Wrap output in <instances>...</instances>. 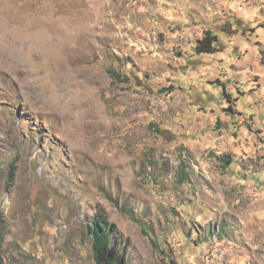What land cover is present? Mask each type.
Returning <instances> with one entry per match:
<instances>
[{
    "label": "rangeland",
    "instance_id": "rangeland-1",
    "mask_svg": "<svg viewBox=\"0 0 264 264\" xmlns=\"http://www.w3.org/2000/svg\"><path fill=\"white\" fill-rule=\"evenodd\" d=\"M97 215L127 264H264V0H0V264H96Z\"/></svg>",
    "mask_w": 264,
    "mask_h": 264
},
{
    "label": "trees",
    "instance_id": "trees-1",
    "mask_svg": "<svg viewBox=\"0 0 264 264\" xmlns=\"http://www.w3.org/2000/svg\"><path fill=\"white\" fill-rule=\"evenodd\" d=\"M219 39L217 35L206 32L202 39L196 42L194 53L197 55H212L218 51ZM226 95L225 91H222ZM229 106L230 100L227 99ZM228 112L236 115L238 113L230 108ZM219 123V121H217ZM229 165V162H225ZM184 174H179L178 178L183 179ZM89 234L93 239V257L96 264H127L126 252L120 240L116 237L117 231L114 224H110L105 218L95 216L88 227Z\"/></svg>",
    "mask_w": 264,
    "mask_h": 264
},
{
    "label": "crops",
    "instance_id": "crops-1",
    "mask_svg": "<svg viewBox=\"0 0 264 264\" xmlns=\"http://www.w3.org/2000/svg\"><path fill=\"white\" fill-rule=\"evenodd\" d=\"M250 103H249V105H253V104H255L254 102H252V98H250ZM255 106H257V105H255ZM257 108H255V109H252L251 108V110H249L248 108L247 109H241V111L240 112H243V113H245V114H248V113H252V112H255V111H258V109L256 110ZM242 113V114H243Z\"/></svg>",
    "mask_w": 264,
    "mask_h": 264
}]
</instances>
